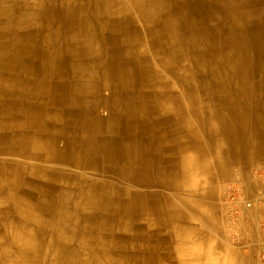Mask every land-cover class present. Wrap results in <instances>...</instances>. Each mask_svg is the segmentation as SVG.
Wrapping results in <instances>:
<instances>
[{
    "label": "bare ground",
    "instance_id": "obj_1",
    "mask_svg": "<svg viewBox=\"0 0 264 264\" xmlns=\"http://www.w3.org/2000/svg\"><path fill=\"white\" fill-rule=\"evenodd\" d=\"M176 260L264 264V0H0V264Z\"/></svg>",
    "mask_w": 264,
    "mask_h": 264
},
{
    "label": "crops",
    "instance_id": "obj_2",
    "mask_svg": "<svg viewBox=\"0 0 264 264\" xmlns=\"http://www.w3.org/2000/svg\"><path fill=\"white\" fill-rule=\"evenodd\" d=\"M108 181V180H107ZM113 183V182H112ZM116 183V182H115ZM220 191H221V189H220ZM58 195V194H57ZM54 198H55V195H54ZM208 210V209H207ZM181 211L183 212V210L181 209ZM187 211H189V208L187 209V208H185V210H184V212H187ZM173 224V223H172ZM188 224H190L191 225V227H194L195 228V225L196 224H198V222L197 221H195L193 218L188 222H185V225H184V222L183 223H180V225H181V227L183 228V226H188ZM175 224H173V226H174ZM205 225V224H204ZM204 225H203V228H204ZM173 231V233H174V235H175V237H174V246H175V249L178 247L177 246V240H179L178 238L179 237H177V235H176V232L177 231H175L174 229L172 230ZM184 242H187V240L186 241H183V243ZM206 242H208V244H209V241H206ZM194 243V244H193ZM191 244H193V246L195 245V242H194V239H191ZM218 246H219V249L221 248V246L218 244ZM176 264H178V261L176 260Z\"/></svg>",
    "mask_w": 264,
    "mask_h": 264
}]
</instances>
